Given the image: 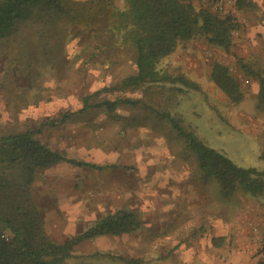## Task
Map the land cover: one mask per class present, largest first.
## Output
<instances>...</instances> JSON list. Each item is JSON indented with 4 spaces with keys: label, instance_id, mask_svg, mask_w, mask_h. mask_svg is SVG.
I'll use <instances>...</instances> for the list:
<instances>
[{
    "label": "rangeland",
    "instance_id": "1",
    "mask_svg": "<svg viewBox=\"0 0 264 264\" xmlns=\"http://www.w3.org/2000/svg\"><path fill=\"white\" fill-rule=\"evenodd\" d=\"M114 3L123 6L122 0ZM236 18L240 26L230 52L197 36L180 42L158 64L172 76L196 82L198 89L179 80L115 88L134 66L117 44L100 52L96 46L104 39L92 41L93 28L86 24L74 25L73 33L63 24L48 25L41 33L39 23L26 22L0 43V136L79 110L83 97L95 91L93 102L141 99L113 111L93 106L39 133L68 157L118 165L94 169L60 161L38 169L32 192L51 240L64 242L121 207L135 210L142 220L136 231L80 242L67 264H133L119 255L143 264H207L204 233L210 218L229 216L257 198L223 194L216 175L201 166L188 138L166 115L180 118L237 164L264 168V110L257 107L259 73L264 74V0H246ZM217 62L239 82L240 102L233 103L211 78Z\"/></svg>",
    "mask_w": 264,
    "mask_h": 264
},
{
    "label": "trees",
    "instance_id": "2",
    "mask_svg": "<svg viewBox=\"0 0 264 264\" xmlns=\"http://www.w3.org/2000/svg\"><path fill=\"white\" fill-rule=\"evenodd\" d=\"M122 2L123 6L116 5L114 0H0V43L15 36L26 22L39 23L43 27L41 33H46L48 25L57 28L63 24L73 33L74 25L86 24L93 28L92 41L104 39V43L96 46L100 52L117 44L121 49L124 47L134 66L133 72L120 79L115 88H137L179 80L198 89L196 82L184 75L172 76L168 71L160 70L158 64L174 52L180 42L197 36H203L212 45L230 52L234 31L240 26L237 18H220L196 5V0ZM245 4L246 0H239L240 8ZM211 78L233 103L240 102L243 91L226 65L215 63ZM259 80L257 107L264 110V74L259 73ZM98 93L85 95L79 110H67L56 118L45 119L39 127L0 136V264H67L80 242L102 235L130 233L142 226L135 210L119 208L95 219L64 242H56L47 236L41 211L33 196L32 185L40 168L51 167L60 161L95 169L118 166L68 157L39 137L45 126H57L93 106L113 111L120 103L137 104L141 101L118 97L93 102L92 97ZM166 115L179 133L188 138L201 166L216 175L223 194L242 192L264 198V168L237 164L222 151L206 144L191 128H186L180 118L169 113ZM261 156L264 159V153ZM119 257L127 263L143 264L137 258Z\"/></svg>",
    "mask_w": 264,
    "mask_h": 264
},
{
    "label": "crops",
    "instance_id": "3",
    "mask_svg": "<svg viewBox=\"0 0 264 264\" xmlns=\"http://www.w3.org/2000/svg\"><path fill=\"white\" fill-rule=\"evenodd\" d=\"M253 225L264 234V200L259 198H250L229 216L221 213L210 218L204 233L210 251L207 264H255L257 234ZM217 248L224 252L222 258Z\"/></svg>",
    "mask_w": 264,
    "mask_h": 264
},
{
    "label": "built area",
    "instance_id": "4",
    "mask_svg": "<svg viewBox=\"0 0 264 264\" xmlns=\"http://www.w3.org/2000/svg\"><path fill=\"white\" fill-rule=\"evenodd\" d=\"M199 6L207 9L220 18L228 16L237 17L239 13V0H197ZM238 32V31H236ZM253 230L257 234L256 243V260L255 264H264V234L259 233V227L253 225Z\"/></svg>",
    "mask_w": 264,
    "mask_h": 264
}]
</instances>
